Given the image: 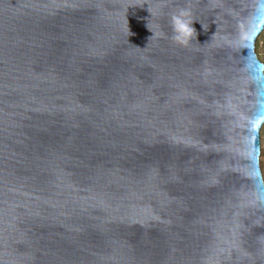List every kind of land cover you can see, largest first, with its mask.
<instances>
[{"label":"water","instance_id":"1","mask_svg":"<svg viewBox=\"0 0 264 264\" xmlns=\"http://www.w3.org/2000/svg\"><path fill=\"white\" fill-rule=\"evenodd\" d=\"M263 29L264 0H0V264H264Z\"/></svg>","mask_w":264,"mask_h":264},{"label":"clouds","instance_id":"2","mask_svg":"<svg viewBox=\"0 0 264 264\" xmlns=\"http://www.w3.org/2000/svg\"><path fill=\"white\" fill-rule=\"evenodd\" d=\"M187 15L188 13L185 10H181L179 14L172 17L173 39L177 44L185 47L191 42L193 36H196V31L192 26L193 23L185 19Z\"/></svg>","mask_w":264,"mask_h":264},{"label":"rangeland","instance_id":"3","mask_svg":"<svg viewBox=\"0 0 264 264\" xmlns=\"http://www.w3.org/2000/svg\"><path fill=\"white\" fill-rule=\"evenodd\" d=\"M255 51L260 61L264 63V29L258 35L255 42ZM260 145H261V153H260V167L263 174L264 180V123L260 130Z\"/></svg>","mask_w":264,"mask_h":264},{"label":"snow or ice","instance_id":"4","mask_svg":"<svg viewBox=\"0 0 264 264\" xmlns=\"http://www.w3.org/2000/svg\"><path fill=\"white\" fill-rule=\"evenodd\" d=\"M249 46H251V45H249Z\"/></svg>","mask_w":264,"mask_h":264}]
</instances>
